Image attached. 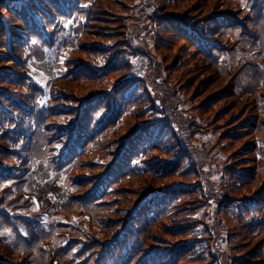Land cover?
<instances>
[{"label": "trees", "instance_id": "16d2710c", "mask_svg": "<svg viewBox=\"0 0 264 264\" xmlns=\"http://www.w3.org/2000/svg\"><path fill=\"white\" fill-rule=\"evenodd\" d=\"M112 1L0 0V65L11 61V65L0 66V217L8 213L25 216L13 212L22 206L17 200H21L19 190L24 184L21 171L13 160L27 162L21 151H33L43 142L48 146L53 165L71 168V181L79 189L72 198L78 204L98 207L106 203L100 211L110 214L98 216L107 230L106 236L84 242L83 245L93 242L96 245L90 247L88 254L94 252L95 258L106 264H235L236 259L231 255L213 249L206 221L197 213L200 205L195 201L200 200L202 204L205 200L199 197L213 199L216 190L206 192L205 179L197 170L201 151L192 149V143L182 133V128L195 124L178 117L173 111L170 94L163 96L164 108L158 109L148 78L131 76L123 68L124 64L129 66L125 58L133 51L150 57L148 51L136 44H145L142 31L154 11L142 13L136 6L148 7L151 0H124L127 12L120 23H114L110 32L101 33L119 34L115 41L106 40L105 44L86 41L90 28L98 26L96 19H107L99 15L110 12L109 2ZM158 1L165 13L154 15L152 29L144 34L151 32V39L162 44L165 39L180 42L191 55H196L201 66L214 70L217 75L227 76L229 67L219 64L215 54L227 47L225 44L230 41L233 30L240 31L238 17L232 10L205 17L189 13L180 17L166 7L172 0ZM244 1L255 6L256 19L264 18V0ZM206 9L199 8L195 14ZM132 16L134 21H128ZM142 16L147 21L142 20ZM70 19L77 20V25L73 26L77 53L74 59L65 60L64 74L67 76L64 80L76 88L78 85L72 80L84 77L96 81L98 88L82 94L73 90L76 95L72 99H66L70 93L62 99H54L44 113L40 111L36 97L24 88L29 87L25 80V61L35 44L50 45L64 28L63 22ZM118 25L122 30L114 31ZM258 73L264 78V72ZM79 90L86 91V87ZM142 93L144 96H139ZM211 100L213 98L204 103ZM206 104H203L204 109ZM153 108L165 112L149 117ZM263 110L253 109L252 123L246 124V129L241 131L250 130L251 143L243 142L240 147L248 156L245 158L250 159L251 167L233 165L231 172H227L232 179L230 185L235 189L240 186L239 190L236 193L219 190L223 194L221 201L237 197L242 202L235 205L239 211L230 235L249 238L254 236L252 226L262 228L264 182L255 198L251 190L258 175L255 161L259 147L253 138L258 133L264 137V121L259 116ZM33 117L43 120L42 135L38 131L33 133L31 123L26 121ZM137 119L141 123H136ZM123 121L125 125H122ZM40 136L43 138L41 143ZM77 170L79 173H75ZM140 172L143 175H139ZM249 178L252 181L248 182ZM161 182L165 183L164 188L159 186ZM111 192L117 195L109 199ZM221 204L225 208L231 205ZM245 214L249 216L245 218ZM153 229L161 230L160 234L157 235V230L153 233ZM202 232H205L204 237H201ZM0 246L11 259L14 251L1 239ZM257 254L262 256L260 246ZM189 258H194L193 263H186L190 262ZM239 262L255 264L250 260Z\"/></svg>", "mask_w": 264, "mask_h": 264}, {"label": "rangeland", "instance_id": "374dc122", "mask_svg": "<svg viewBox=\"0 0 264 264\" xmlns=\"http://www.w3.org/2000/svg\"><path fill=\"white\" fill-rule=\"evenodd\" d=\"M114 1L109 2L111 6L109 13L99 15L107 19L97 18L95 23L98 26L90 28L87 42L105 44L106 40L115 41L118 38L117 33L115 35L101 34L110 32L114 23H120L127 12L126 1ZM150 2L148 7H142L139 4L136 6V10L142 13L151 14L154 11L149 24L142 31L145 44H136L144 48V51H148L150 57L145 53L133 51L125 58L129 61V66L124 64L123 68L131 76L140 79L148 78L153 87L151 93L158 109L164 108L163 96L170 94L173 99V111L179 118L192 120L195 124L182 128V133L185 134L183 135L187 141L192 143V149L201 151L197 170L205 179L208 187L206 192L216 190V194H212L213 199L199 197L205 200L202 204L200 200L195 201V204L200 205L197 208L198 216L206 221L207 231L211 233L209 238L213 240V249L231 255L236 259L235 264H241L239 260L264 264V220L261 229L259 226H252L254 228L252 237L230 235V228L237 220V211H239L236 210L235 205L242 202L237 197H232L229 201H221L223 194L219 192L220 188L227 192L232 190V193L239 190L240 186L235 189L234 185H230L232 179L227 174L231 172L230 167L233 165L251 167L250 159L245 158L248 156L243 154L240 147L243 142L251 143L250 130L241 131L246 129V124L252 123L250 116H254L253 109H264V78L258 73V71L264 72V18L256 19L253 13L255 6H251L244 0H172L171 5L166 6L180 17L184 14L205 17L212 13L224 14L231 10L238 17L240 31L233 30L229 37L230 41L225 44L227 47L215 54L219 60L217 62L221 65L224 63L230 71L227 76H220L214 70L201 66L196 55H191L190 50L185 49L180 42L175 43V40L165 39V43L162 44L161 41L151 39V32L144 34L152 27V17L165 13V9L160 8L158 0ZM205 7H207L206 11L199 12V16L195 14L199 8ZM134 19L132 16L128 21L133 22ZM142 20L147 21L143 16ZM76 25L77 20L64 21V28L56 34L55 40L50 45L39 42L27 56L25 80L29 87L24 88L36 97L35 100L41 112L47 113V107L54 99H62L70 93L71 95L66 97L70 100L76 95L74 91L82 94L98 88L96 81L84 77L72 80L78 85L76 88L72 84L68 85V82L64 80L67 76L64 74L67 66L65 60L74 59L73 56L77 53L74 49L75 32L73 30V26ZM116 30H122V26L118 25L114 31ZM89 63L93 66L91 62ZM8 65H11V61L3 62L0 66ZM117 75L118 73L113 77ZM81 87H86V91H80ZM141 95L144 96V93L139 94ZM212 98L211 102L204 103ZM203 104L207 105L206 109ZM164 112L165 110L159 111L153 108L149 117L162 115ZM259 113L264 121V110ZM26 121L31 123L33 133L35 131H38L39 135L44 133L42 119L33 117ZM125 123L123 121L122 125ZM136 123H141V120L137 119ZM253 140L259 147V149L256 148L255 161L258 175L253 181L257 180V182L251 190L255 198L259 186L264 182V137L258 133ZM41 141H43L42 136L39 137V143ZM39 145L33 151L31 149L21 151L27 162L13 160L14 165L20 169L21 179L24 181L23 188L19 190L21 200H17L22 206L15 208L13 212L25 216H10L8 213L0 217V239L14 251V255L9 259L5 255L4 247L0 246V262L4 264H25L27 261L31 264H106L100 258H95L94 252L88 254L90 247L96 246L94 242L91 245H83L84 242L90 243L91 239L106 236L107 230L98 219V216L110 214L100 211L106 203L98 207L78 204L72 198L79 189L71 181V168L53 165L49 159L51 153L47 144L42 142L40 147ZM232 161L234 163L230 165ZM139 167L142 168L141 165ZM75 173H79V170ZM139 175L143 173L140 172ZM250 181L252 179L249 178L248 182ZM164 185V182L159 184L161 188H164ZM116 195L111 192L108 198L112 199ZM222 202L231 205L225 208ZM248 216V214L244 215L245 218ZM174 222L178 223V220ZM156 230L153 229V233L156 234ZM258 230L261 232L257 233ZM157 231L159 235L161 230ZM204 235L205 232H202L201 237ZM70 242L74 243L69 244ZM258 246L261 247L262 256L257 254ZM189 260L190 262L186 263H193L191 261H194V258Z\"/></svg>", "mask_w": 264, "mask_h": 264}]
</instances>
